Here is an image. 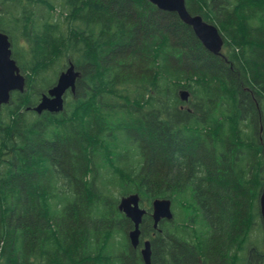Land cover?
Masks as SVG:
<instances>
[{
    "label": "trees",
    "instance_id": "trees-1",
    "mask_svg": "<svg viewBox=\"0 0 264 264\" xmlns=\"http://www.w3.org/2000/svg\"><path fill=\"white\" fill-rule=\"evenodd\" d=\"M186 5L220 30L224 58L149 0H0L26 78L0 107V264H145L146 241L151 264H264V235L249 253L236 230L259 219L264 185V0ZM70 63L64 111L37 115ZM132 194L137 248L118 209ZM156 199L185 218L155 229Z\"/></svg>",
    "mask_w": 264,
    "mask_h": 264
},
{
    "label": "water",
    "instance_id": "water-1",
    "mask_svg": "<svg viewBox=\"0 0 264 264\" xmlns=\"http://www.w3.org/2000/svg\"><path fill=\"white\" fill-rule=\"evenodd\" d=\"M149 2L161 11L176 13L184 24L192 28L195 36L208 52L224 58L222 52L225 42L220 30L216 26L207 23L200 15H191L187 9L186 0H149ZM11 46L9 37L0 32V107L9 104L12 93H24L26 90V78L21 74L17 63L12 58ZM79 77L80 72L76 70L73 64H70L60 74L56 85L47 94L43 95L33 111L37 115H42L44 112L50 114L62 113L65 109L67 94L75 93ZM180 97L183 102H187L190 93L183 90L180 92ZM260 206L264 223V189ZM118 209L134 224V229L129 233V240L132 246L137 248L140 244V225L146 214V210L140 206L139 195L132 194L122 198ZM151 216L155 229L158 228L162 220L172 221L174 219L172 201L170 199L154 200ZM141 254L144 263L151 264L150 241L145 242Z\"/></svg>",
    "mask_w": 264,
    "mask_h": 264
},
{
    "label": "flooded vegetation",
    "instance_id": "flooded-vegetation-1",
    "mask_svg": "<svg viewBox=\"0 0 264 264\" xmlns=\"http://www.w3.org/2000/svg\"><path fill=\"white\" fill-rule=\"evenodd\" d=\"M0 32L3 33L2 31H0ZM246 92H248V91L246 90ZM260 121H261V123L259 125L260 128H259V133H258V139H259V142L261 143V145L263 147V152H264V138H263L264 127H263L262 119ZM218 159L220 161H222V159H223L222 151L219 152ZM238 160H239V158H238ZM253 184H254V182H253ZM263 189H264V185H263V187H262V189L260 191L261 194H260V197H259V211H260L259 219L257 221L256 220L247 219L245 225H243L240 229L239 228L236 229V230H241L242 233H240V234L243 236L244 239H246L248 241L246 249L249 251V253L250 252H254L255 249H256V243H255L256 235L258 233L264 235V223H263L262 216H261V206H260V199H261V195H262ZM174 221H175V218L172 221H170V222L173 223ZM204 222L205 223H209L210 220L207 218ZM246 253H247V256H248L249 253L248 252H246ZM252 260L253 259L249 255L248 256L249 264H252Z\"/></svg>",
    "mask_w": 264,
    "mask_h": 264
},
{
    "label": "rangeland",
    "instance_id": "rangeland-1",
    "mask_svg": "<svg viewBox=\"0 0 264 264\" xmlns=\"http://www.w3.org/2000/svg\"><path fill=\"white\" fill-rule=\"evenodd\" d=\"M181 204L182 203H177L176 207L174 206V208H173V212L175 213V221L177 220V217H178V220L185 218V213H181V210H182ZM257 238H258V235H256V239ZM263 241H264V239H263ZM262 248L264 250V243L262 245Z\"/></svg>",
    "mask_w": 264,
    "mask_h": 264
}]
</instances>
